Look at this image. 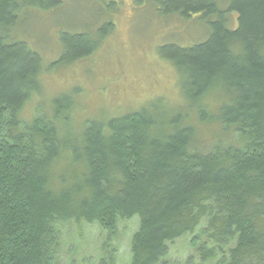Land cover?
Instances as JSON below:
<instances>
[{
	"label": "trees",
	"instance_id": "16d2710c",
	"mask_svg": "<svg viewBox=\"0 0 264 264\" xmlns=\"http://www.w3.org/2000/svg\"><path fill=\"white\" fill-rule=\"evenodd\" d=\"M152 3L162 17L203 24L204 40L171 42L158 55L200 121L234 127L244 146L199 151L181 115L148 108L88 121L75 140L71 94L52 101V114L26 119L43 74L88 58L100 41L62 31L61 55L44 67L18 29L31 11L62 1L0 0V264H57L63 225H97L111 239L133 218L129 264H167L171 244L186 236L196 252L186 264H264V0ZM212 92L214 113L200 104ZM107 252L100 264H114Z\"/></svg>",
	"mask_w": 264,
	"mask_h": 264
},
{
	"label": "rangeland",
	"instance_id": "374dc122",
	"mask_svg": "<svg viewBox=\"0 0 264 264\" xmlns=\"http://www.w3.org/2000/svg\"><path fill=\"white\" fill-rule=\"evenodd\" d=\"M61 1L53 11H31L18 29L20 38L41 53L44 67L54 64L61 55L62 31L85 32L100 44L88 58L56 66L43 74L40 93L25 108L26 119L52 114V101L71 94L75 105L70 128L75 140L83 134L88 121H107L148 108L159 118L171 120L181 115L183 125L196 130L199 151H210L219 143L244 146L245 141L234 127L200 121L191 102L182 94L178 72L158 55L157 48L171 42L186 46L204 40L206 30L202 23L177 16L162 17L152 0ZM231 19L235 25L236 16L232 14ZM108 22L114 29L103 38L100 32ZM219 101L218 94L212 92L200 104L214 113ZM38 107L41 111H37ZM137 226L138 218L120 221L117 235L109 239L97 225L65 224L57 264H100L103 246L108 250L106 256L113 250L114 264H129L130 240ZM195 254L191 236L183 237L171 244L167 264H186Z\"/></svg>",
	"mask_w": 264,
	"mask_h": 264
}]
</instances>
